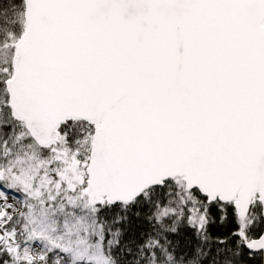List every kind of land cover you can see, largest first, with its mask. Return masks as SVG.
Listing matches in <instances>:
<instances>
[{
  "label": "snow or ice",
  "instance_id": "snow-or-ice-1",
  "mask_svg": "<svg viewBox=\"0 0 264 264\" xmlns=\"http://www.w3.org/2000/svg\"><path fill=\"white\" fill-rule=\"evenodd\" d=\"M0 264H264V0H0Z\"/></svg>",
  "mask_w": 264,
  "mask_h": 264
}]
</instances>
